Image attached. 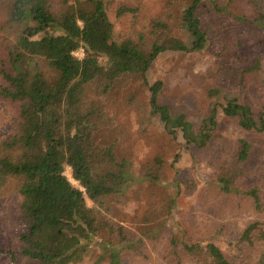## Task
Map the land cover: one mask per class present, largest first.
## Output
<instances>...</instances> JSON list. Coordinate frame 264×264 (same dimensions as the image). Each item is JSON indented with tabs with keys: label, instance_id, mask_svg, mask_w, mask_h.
Masks as SVG:
<instances>
[{
	"label": "trees",
	"instance_id": "trees-1",
	"mask_svg": "<svg viewBox=\"0 0 264 264\" xmlns=\"http://www.w3.org/2000/svg\"><path fill=\"white\" fill-rule=\"evenodd\" d=\"M238 2L251 9L252 21L233 13ZM109 4L0 0L5 50L0 99L14 111L7 132L0 134V200L9 191L17 200L16 228L11 227L15 245L0 249V255L8 254L13 264H79L87 255H94L92 264H133V258L146 257L137 234L111 218L114 206L108 203L132 181L130 162L119 155L117 140L105 143L96 136L115 123L109 112L114 93L135 76L147 84L159 55L209 48L218 58L221 87L238 88L248 75L256 84L264 81L259 57L249 61L245 37L229 26L252 23L264 31V0H170L164 13L142 24L136 8L121 6L115 15L131 14L133 32L120 37L108 17ZM79 49L80 60L73 55ZM161 88L160 81L149 86L150 113L159 116L172 139L179 129L188 145L220 152L223 162L213 181L220 193L239 192L247 199L252 216L228 256L213 242L173 236L170 264H264V196L251 167L256 159L264 182V107L254 112L234 93L223 104L213 100L201 127L193 130L184 115H171L158 103ZM220 115L259 137L242 136L224 152V138L214 135ZM66 167L78 187L64 175ZM163 169L164 160L156 156L140 176L158 182Z\"/></svg>",
	"mask_w": 264,
	"mask_h": 264
},
{
	"label": "rangeland",
	"instance_id": "rangeland-1",
	"mask_svg": "<svg viewBox=\"0 0 264 264\" xmlns=\"http://www.w3.org/2000/svg\"><path fill=\"white\" fill-rule=\"evenodd\" d=\"M170 0H110L108 17L114 25L116 36L131 34L132 15L124 14L117 18V8H136L140 24L161 15L168 9ZM235 14L246 15L253 20L249 7L238 2L233 10ZM245 37L244 52L249 61L259 57L261 62V80L264 78V31L252 23L230 25ZM0 60L5 57L1 46ZM220 47H223L222 45ZM212 50V49H211ZM203 49L198 52H164L159 55L146 74L147 84L139 76L133 77L113 95L110 114L115 117L111 129L101 131L96 139L102 142L117 140V151L130 162L132 181L123 195L109 200L113 204L112 219L134 231L145 247L146 259L133 258V264H170V240L180 235L190 242H213L228 256L233 242L238 238L242 227L252 219L249 202L239 192L223 194L219 185L213 181L220 172V152L216 149L198 150L188 145L179 129H175L172 139L164 129L159 116L150 113L149 86L157 81L162 83L158 103L168 108L171 115L182 114L193 126L201 127L202 120L208 115L213 100L223 104L227 96L237 93L238 98L258 112L264 107V81L255 83L252 75L245 78L240 87L220 86L217 78L218 58L213 51ZM1 84V77H0ZM211 90L218 93L210 94ZM0 134L6 133L12 122L14 111L6 109L0 99ZM255 116L257 114L255 113ZM214 135L223 137L224 152L234 146L242 137L258 138L256 132L241 130L236 121L220 115ZM228 153V152H227ZM179 158L173 163V158ZM164 160L163 175L160 181L153 182L140 176L143 167L153 158ZM223 162V161H222ZM254 182L258 184L264 196V182L259 175L256 159L252 161ZM226 164V163H224ZM177 172V173H176ZM64 175L76 187L71 179L70 169L66 167ZM237 191V190H236ZM174 197L169 211L165 208L169 199ZM17 200L9 191L0 200V249L14 247V225ZM91 207L92 203L87 202ZM6 214V215H4ZM7 216L6 221L3 218ZM11 230H8L10 229ZM231 243V244H230ZM101 251L98 250V255ZM94 255L84 258L79 264H92ZM0 264H13L8 254L0 255ZM18 264H35L21 260Z\"/></svg>",
	"mask_w": 264,
	"mask_h": 264
},
{
	"label": "built area",
	"instance_id": "built-area-1",
	"mask_svg": "<svg viewBox=\"0 0 264 264\" xmlns=\"http://www.w3.org/2000/svg\"><path fill=\"white\" fill-rule=\"evenodd\" d=\"M73 55L78 59H82L84 53H83V50L82 49H79L77 52L73 53Z\"/></svg>",
	"mask_w": 264,
	"mask_h": 264
}]
</instances>
